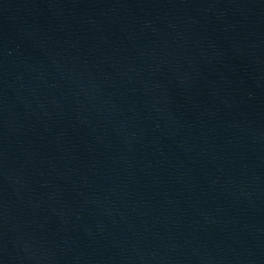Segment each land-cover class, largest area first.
Returning <instances> with one entry per match:
<instances>
[{"label":"water","instance_id":"obj_1","mask_svg":"<svg viewBox=\"0 0 264 264\" xmlns=\"http://www.w3.org/2000/svg\"><path fill=\"white\" fill-rule=\"evenodd\" d=\"M0 264H264V0H0Z\"/></svg>","mask_w":264,"mask_h":264}]
</instances>
